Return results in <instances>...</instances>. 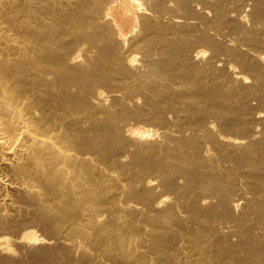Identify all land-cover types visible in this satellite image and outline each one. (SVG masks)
<instances>
[{"label": "bare ground", "instance_id": "obj_1", "mask_svg": "<svg viewBox=\"0 0 264 264\" xmlns=\"http://www.w3.org/2000/svg\"><path fill=\"white\" fill-rule=\"evenodd\" d=\"M0 264H264V0H0Z\"/></svg>", "mask_w": 264, "mask_h": 264}, {"label": "rangeland", "instance_id": "obj_2", "mask_svg": "<svg viewBox=\"0 0 264 264\" xmlns=\"http://www.w3.org/2000/svg\"><path fill=\"white\" fill-rule=\"evenodd\" d=\"M115 15H116V17H117V19H118V22L119 23H121L122 25H125L126 24V17H125V15H124V12H123V10H119V11H115ZM208 51H206L205 53H207ZM208 54V53H207ZM254 101H257V100H253L252 102L253 103H255V105L256 104H258L257 102H254ZM259 112L261 113V114H263V111L260 109L259 110ZM133 122V121H132ZM129 131L130 132H134V133H138V134H143V135H150V136H153L154 135V132H153V130H151L152 129V127H149L148 125H143V123H136V122H133L129 127ZM152 133H153V135H152ZM14 199V198H13ZM15 200V199H14ZM12 204H15L14 202H13V200H12ZM30 220H32V219H26L25 220V222L23 223L24 224V227L26 226H28L27 227V229L25 228V230L26 231H31V232H33V233H35V234H40V235H42L43 234V231L41 230L40 231V228L38 227L37 228V225L35 224L34 225V222L33 221H30ZM32 222H33V224H32ZM27 225H26V224ZM30 223V224H29Z\"/></svg>", "mask_w": 264, "mask_h": 264}]
</instances>
